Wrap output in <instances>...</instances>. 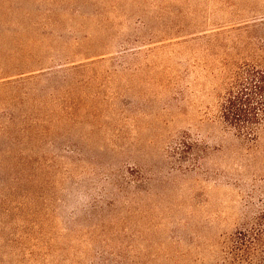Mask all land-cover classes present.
<instances>
[{"label":"rangeland","instance_id":"rangeland-1","mask_svg":"<svg viewBox=\"0 0 264 264\" xmlns=\"http://www.w3.org/2000/svg\"><path fill=\"white\" fill-rule=\"evenodd\" d=\"M262 20L264 0H0L2 62L20 52L45 67L103 50L116 57L52 83L81 117L61 119L55 102L53 177L118 198L105 211L117 234L73 241L76 249L102 264H217L234 232L264 211V130L245 141L218 113L223 68L264 66ZM0 98L1 113L7 88ZM128 166L138 183L118 194L102 170ZM91 198L66 213L82 214Z\"/></svg>","mask_w":264,"mask_h":264},{"label":"trees","instance_id":"trees-1","mask_svg":"<svg viewBox=\"0 0 264 264\" xmlns=\"http://www.w3.org/2000/svg\"><path fill=\"white\" fill-rule=\"evenodd\" d=\"M260 23L264 25V20ZM109 55L110 60L116 58L103 50L87 54L72 66L45 67L44 58L33 52L0 61V89L7 88L9 96V107L0 113V264L103 263L104 257L103 261L97 256L91 259L76 249L73 241L97 243L104 232L112 231L115 236V225L107 220L105 211H114L118 198L108 187L98 198L88 184L56 180L55 163L47 147L55 144L57 100L61 119L81 122L70 93L57 91L52 83L78 78L84 69L104 59L99 57ZM222 73L219 118L238 137L255 142L264 130V66L244 60L224 67ZM92 171L97 174L99 169L92 166ZM106 171L113 175L106 184L118 194L138 183L130 166L103 168L102 174ZM110 193L113 196H108ZM89 196L92 201L82 214L66 213L70 205ZM217 264H264V211L234 232Z\"/></svg>","mask_w":264,"mask_h":264}]
</instances>
